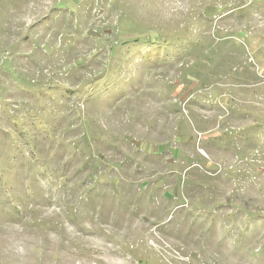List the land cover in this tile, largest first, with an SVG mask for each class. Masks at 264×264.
<instances>
[{"label": "rangeland", "instance_id": "rangeland-1", "mask_svg": "<svg viewBox=\"0 0 264 264\" xmlns=\"http://www.w3.org/2000/svg\"><path fill=\"white\" fill-rule=\"evenodd\" d=\"M0 264H264V0H0Z\"/></svg>", "mask_w": 264, "mask_h": 264}]
</instances>
